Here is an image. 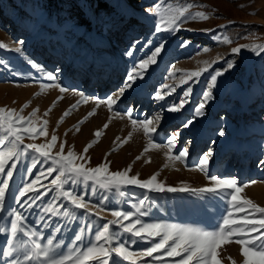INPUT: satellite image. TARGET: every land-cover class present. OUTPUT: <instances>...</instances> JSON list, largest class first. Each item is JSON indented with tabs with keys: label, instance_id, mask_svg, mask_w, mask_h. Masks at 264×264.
Returning a JSON list of instances; mask_svg holds the SVG:
<instances>
[{
	"label": "rangeland",
	"instance_id": "obj_1",
	"mask_svg": "<svg viewBox=\"0 0 264 264\" xmlns=\"http://www.w3.org/2000/svg\"><path fill=\"white\" fill-rule=\"evenodd\" d=\"M157 3L158 0H0V42L6 45L0 48V108L23 110L25 117L39 109L37 119L49 121V136L35 142L43 143L50 140L51 135H57L59 140L54 153L66 141L65 154L69 150L83 154L85 147L95 140L94 132L102 130L99 142L88 149L90 163L86 166L97 167L106 159L110 171L131 166L130 175L139 176L142 181L159 173L158 180L167 186H211L207 176L191 170L198 168L202 156L211 152L208 176L235 178L240 184L256 181L242 195L264 207V165L260 164L264 160V48L253 50L256 45H264V0H180L181 4L197 6L190 9L192 15L205 12L210 19L188 20L172 33L154 32L155 17L148 10ZM135 23L137 28L133 30ZM237 23L257 24V27L245 35L230 33V27ZM217 36L227 37L232 42L225 44L216 40ZM160 43L164 48L157 62L149 66L143 79H137L124 92L115 109L119 113L132 109V118L138 121L159 114L161 120L153 135L154 141L163 144L168 136L178 134L175 151L188 147L184 163L167 160L166 148L145 153L148 139L142 131H133L126 116L121 119L105 105L98 106L95 102L97 98L103 100L117 94L134 61L148 57ZM237 47L241 50L234 53ZM17 48L21 50L17 52ZM130 50L132 56L126 54ZM205 61L210 62L208 71L198 81L181 86L178 79L181 73L199 70ZM217 72L223 75L217 76L213 87L210 78ZM48 73L54 74L56 80L49 81ZM53 82L69 91L60 93L57 88L42 90L40 87ZM164 85L175 86L176 91L164 101H156L153 98L156 92L167 91ZM189 87L190 95L182 96ZM209 92L211 99L205 101L204 96ZM75 93H82L88 100L83 101ZM61 96L63 99H59ZM181 98L187 101L181 111L163 110L162 105ZM202 102L205 104L203 114L197 115L195 109ZM73 106L76 107L73 109ZM49 108L52 111L45 117ZM69 109H73L71 114L59 123ZM92 112L96 114L89 116ZM185 121H191L190 126L184 127ZM105 123H109L106 130L103 129ZM221 131L223 136L219 135ZM129 135L131 140L120 147L117 138ZM30 142L25 140V143ZM114 148L119 150L113 151ZM138 156L142 159L137 160ZM31 165V153L16 165L9 182L6 207L20 187L47 167V162L38 163L35 168ZM254 186L261 190L256 192ZM92 187L73 185L72 190L88 192L85 199L90 204L102 205L103 219L100 220L68 204L65 208L71 213L68 218L51 217L52 227L42 225L35 209L29 211L21 207L34 195L32 193L17 197L21 204L14 207L23 211L45 236L59 225L60 231L54 234L65 245L72 243L73 236L88 227L89 222L94 232L98 225L116 219L111 216V210L131 211L132 205L142 198L148 200L145 205L148 214L142 217L146 222L211 228L227 207L221 197L210 193H155L127 186L121 189V195L99 188L91 192ZM53 195L49 193L38 203L48 201ZM89 239L91 237L85 234V242ZM5 241V233H0V250L6 249ZM229 256L236 264H242L239 245H225L223 264H231ZM0 264H9V258L0 255ZM139 264H143V260Z\"/></svg>",
	"mask_w": 264,
	"mask_h": 264
},
{
	"label": "snow or ice",
	"instance_id": "obj_2",
	"mask_svg": "<svg viewBox=\"0 0 264 264\" xmlns=\"http://www.w3.org/2000/svg\"><path fill=\"white\" fill-rule=\"evenodd\" d=\"M197 7L191 3H180V0H158L153 9H149L155 17V33H172L178 31L188 20L207 21L210 19L205 12L190 13V9ZM216 40L225 44L232 41L227 37H215ZM19 43H23L20 41ZM188 42H185L187 44ZM0 42V48H4ZM164 48V44H157L148 57L141 61H134L132 69L125 77V83L117 94L106 97L103 100L97 98L96 104L105 105L110 113H114L119 118L125 116L131 121L133 131H142L148 139V146L144 148L147 153L153 149L166 148L165 158L169 161L184 163L188 157V147H183L176 152V142L178 134L168 136L163 144L154 141L153 135L161 120L159 114L138 121L132 118V109L125 113H119L115 109L120 97L124 92L130 89L137 79H143L150 65L157 62V57ZM264 48V45H256L253 50ZM21 49L17 48L19 52ZM240 48L233 49L234 53H239ZM207 52V49H204ZM132 56L130 50L126 53ZM210 62L205 61L204 66L195 71L181 73L178 77L181 86L189 82L198 81L200 76L207 72ZM231 67V65H229ZM59 72V69L56 70ZM223 75L217 72L210 78L211 85L214 87L217 83V76ZM49 81H55L56 76L52 73L47 74ZM41 89L57 88L60 93L69 91L58 83L42 84ZM164 89L156 92L153 98L156 101H164L166 96L176 91L172 85H164ZM191 88L185 89L182 96L190 95ZM80 95L83 101L88 98L82 93ZM37 95H40L38 93ZM59 99H63L61 96ZM211 99V93L204 96V100ZM186 99L181 98L162 105L163 110L167 112H179L186 103ZM76 106H73V109ZM205 104L202 102L195 109L197 115H202V109ZM73 109L63 113L59 123H63L64 118L71 114ZM52 111L51 108L44 113L47 117ZM39 109L34 110L30 116L25 117L23 110L0 108V233L6 235V249L0 250V255L9 258V264H223L222 252L225 251V245H239L242 264H264V207L255 203L252 199L242 195L246 188L257 183L240 184L235 178H222L219 176H208L207 166L209 164L211 152L202 156L198 161V168L191 169L200 171L207 176L211 186L190 188L187 186L172 187L158 180L159 173L153 174L146 180H141L139 176H131V166L121 171H110V163L105 162L97 167H87L90 158L87 157L88 149L99 142L102 136V130L94 132L95 140L89 143L83 154H77L74 150H69L65 154L66 141L60 144L59 150L54 153L59 137L51 135L50 140L36 143L41 137L49 136L47 119H37ZM96 113H89V116ZM111 117L109 118V123ZM84 123V121H80ZM109 123L103 125L106 130ZM191 121H185L184 127L190 126ZM79 131L77 126L75 129ZM67 135V134H65ZM220 136L224 132H219ZM32 142L25 143V140ZM131 140V135L125 138H117L119 146ZM114 148L113 151H118ZM31 153L32 168L38 163L47 162V167L38 171V174L32 177L26 184L18 189L12 197V203L6 207V195L9 189V182L13 178L16 165L23 156ZM111 155V153H108ZM137 160L142 159L138 156ZM151 162L150 160L148 161ZM264 165V160L260 161ZM167 167V165H165ZM47 181V183H45ZM73 185L88 186L93 185L91 192L97 188L108 191L119 192L127 186H135L147 192L155 193H178L190 192L192 194L210 193L221 197L226 202V210L220 217L219 222L211 228L199 227L188 224H176L167 222H146L142 217L146 216L145 205L148 203L146 198L139 200L137 204L132 205L131 211L111 210V216L116 219L107 221L98 225L93 232L91 223L89 226L80 230L73 236V242L65 245L58 239L54 233L60 231L59 225L53 228V233L45 236L44 232L39 230L35 224L29 222L28 217L23 211L18 210L14 205L21 204L17 199L24 198L32 193L26 203L21 207L26 210L35 209V214L42 225L52 227L49 223L51 217L68 218L71 213L65 210L66 205L70 204L72 209L81 210L84 213L95 216L97 220L103 219L101 213L104 211L102 205L98 202L95 205L90 204L85 196L88 192H75ZM49 193L54 195L43 203L45 196ZM115 226V227H113ZM85 234L91 239L85 242ZM125 236L127 238L125 239ZM137 244H147L146 248H136ZM115 257V259H113ZM150 259H144V258ZM169 257L172 259H165ZM179 258V259H176ZM231 264L236 261L227 257Z\"/></svg>",
	"mask_w": 264,
	"mask_h": 264
},
{
	"label": "trees",
	"instance_id": "obj_3",
	"mask_svg": "<svg viewBox=\"0 0 264 264\" xmlns=\"http://www.w3.org/2000/svg\"><path fill=\"white\" fill-rule=\"evenodd\" d=\"M256 27H257V24L237 23L234 26L230 27L229 32L230 33H240V35H245L249 31L256 29Z\"/></svg>",
	"mask_w": 264,
	"mask_h": 264
},
{
	"label": "bare ground",
	"instance_id": "obj_4",
	"mask_svg": "<svg viewBox=\"0 0 264 264\" xmlns=\"http://www.w3.org/2000/svg\"><path fill=\"white\" fill-rule=\"evenodd\" d=\"M133 25H135L134 28H133V30H134V29L137 28V27H136V23L133 24ZM253 189L256 190V192L261 190L259 186H254Z\"/></svg>",
	"mask_w": 264,
	"mask_h": 264
}]
</instances>
